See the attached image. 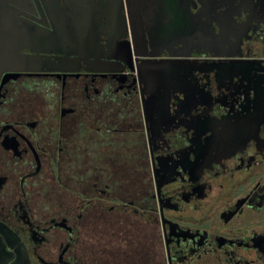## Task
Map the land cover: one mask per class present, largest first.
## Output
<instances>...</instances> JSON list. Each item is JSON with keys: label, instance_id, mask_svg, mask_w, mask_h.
<instances>
[{"label": "flooded vegetation", "instance_id": "obj_1", "mask_svg": "<svg viewBox=\"0 0 264 264\" xmlns=\"http://www.w3.org/2000/svg\"><path fill=\"white\" fill-rule=\"evenodd\" d=\"M19 1L6 39L30 28L31 57L0 61V264H264V0H70L91 40L58 23L55 48L35 38L61 10ZM111 149L128 173L78 176Z\"/></svg>", "mask_w": 264, "mask_h": 264}, {"label": "water", "instance_id": "obj_2", "mask_svg": "<svg viewBox=\"0 0 264 264\" xmlns=\"http://www.w3.org/2000/svg\"><path fill=\"white\" fill-rule=\"evenodd\" d=\"M20 2L19 0H0V34H2V38L0 39V47L4 48V50H0V61L1 60H6L7 57V51L5 50L7 47H11L13 48L11 57L14 61L20 62L21 64H25L27 65L28 62H30V57L26 54H22L18 47V44L22 41V40H27V36L24 35L22 36V34H24L26 31H28L30 28H21L16 26L17 25V21L16 19H14V37H11V40L8 42L6 39V26H5V20H6V16L9 19V16L7 15V10L10 7V2ZM45 1V6L47 11L49 12V10H54V11H59V9L61 10V18H59V21H56V25L55 22L53 21L52 24V28H49V21L46 19L45 24L46 27L45 29V33H42L40 35V37H37V39L35 38V40H40L41 42H44V44L46 45V48H50L53 47L55 48L56 46H58L59 44L64 43V41L66 40L64 38V30H62V32L60 31V28L57 27L59 24L61 23L62 29L63 28V24L64 23L67 27H72L73 25H76V30H80L79 33L83 32V37H81V41L82 43H84L85 45L88 44V42H90L91 40V32L89 31L90 28H92L91 26L93 25L91 16L89 14V5L84 3V5H81L78 2H74L75 4H71L72 2H70V0H67V5H63L62 2L60 0H57L58 3L60 4H56V2L54 0H44ZM50 1H54L53 3L50 4ZM80 1V0H78ZM81 2V1H80ZM54 3L56 4L54 6ZM128 6L129 8L133 7V4H130V1L128 0ZM88 8V9H87ZM9 10L14 11V15L17 14L16 9L10 7ZM85 10H87L86 12H88V16L87 19H83V20H75L76 18V14L80 13L81 11L85 12ZM47 12V13H48ZM84 14V13H82ZM49 15V14H48ZM90 16V17H89ZM72 18V19H70ZM12 23V22H10ZM84 27V28H82ZM43 28V27H42ZM30 33V32H28ZM27 33V34H28ZM78 33V34H79ZM26 36V37H25ZM31 37V34H30ZM69 43V42H67ZM64 55H68L65 52H62ZM23 69H28V66L23 67Z\"/></svg>", "mask_w": 264, "mask_h": 264}, {"label": "rangeland", "instance_id": "obj_3", "mask_svg": "<svg viewBox=\"0 0 264 264\" xmlns=\"http://www.w3.org/2000/svg\"><path fill=\"white\" fill-rule=\"evenodd\" d=\"M99 157H94L95 159L90 158L87 161L85 159L84 162L77 167L78 176L81 173H83L84 176H87V174L91 172V169L100 165L101 162L104 167H109V170L115 176V179H117L119 174L122 173L123 168H126L127 171L125 173H128L133 167V163L131 161L128 162L127 158H122L117 151H113L112 149L109 151L103 150V154L101 156L103 157V160L98 159ZM98 264H102V258L100 256L98 257Z\"/></svg>", "mask_w": 264, "mask_h": 264}]
</instances>
